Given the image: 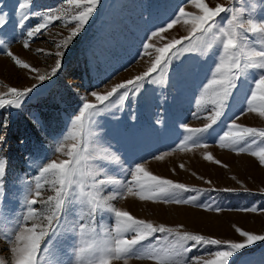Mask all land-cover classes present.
I'll use <instances>...</instances> for the list:
<instances>
[{
    "label": "rangeland",
    "instance_id": "obj_1",
    "mask_svg": "<svg viewBox=\"0 0 264 264\" xmlns=\"http://www.w3.org/2000/svg\"><path fill=\"white\" fill-rule=\"evenodd\" d=\"M207 2L211 7L223 4L244 9L243 18L250 14L264 16V0ZM179 6L200 14L194 5L183 3V0H99L83 31L65 49L57 45L75 26L71 21L75 6L67 5L65 0H31L29 7L35 11L62 9L56 14L63 15V19L49 25L42 34L29 38L27 31L38 23V18L32 17L20 25L18 0H0V15L5 16V24L0 25V92L7 93L8 87L23 89L36 85L20 109H0V157L7 160L0 193V264H14L16 254L11 249L15 246V233L22 225L47 223L44 217L49 214L48 205L41 203L33 206L39 215L34 220H24L28 208L26 201L35 197L38 181L42 188L37 200H47L49 195L55 194L51 184L45 183L52 177L40 179L39 169L50 160L68 159L67 145L77 143V140L65 138L71 128V118L78 114L82 102L96 103L91 96L93 91L104 94L115 84L147 71L158 55L156 48L188 36L191 26L183 22L185 18L172 29L151 36L159 28H166ZM26 39L29 42L27 48L24 47ZM250 39L254 37L250 36ZM206 41H211V37L197 42L200 51L187 52L182 48L181 54L175 56L167 68L163 83L145 82L140 92L129 90V96L123 101L120 100L122 93H117L100 106L86 130L85 140L94 157H110L91 162L92 168L99 173L94 179L119 182L104 188L105 197L123 192L121 185L127 186L131 181L128 172L136 163H143L155 175L191 187L215 189L203 193H179L181 198L198 197L195 203L187 205L140 200L138 196L126 194L109 201L115 207L155 224L183 225L182 230L221 240L241 241L245 238L236 233L235 226L264 234V165L248 152L237 153L221 147L218 137L225 130V123L245 107L246 86L235 93L221 124L202 134L189 132L184 127L202 128L210 122L207 119L209 112L202 109L208 97L205 94L201 100V90L210 78L219 46L213 42L211 48L204 47ZM144 43L153 47L145 50ZM189 43L185 41L184 47ZM8 50L37 71L17 66L7 55ZM57 51H63L64 56L62 68L53 75L51 68L55 67L57 57L54 53ZM39 75L50 78L41 82ZM159 78V73L152 77ZM34 117H38V123ZM236 122L264 128V117L257 113L240 115ZM61 144L65 146L57 152ZM205 153H211L222 163L205 159ZM156 156L162 159H154ZM85 182L91 184L93 181L86 179ZM132 187L133 191L138 190L134 184ZM225 188L234 191H222ZM252 208L256 210H246ZM101 216L102 222H91L86 209L78 203L72 211L62 212L59 221L53 224L54 231L43 244L41 264H76L77 249L82 240L81 224L85 225L84 232L96 239L109 238L114 220L110 213H98L97 221ZM92 228H95L94 233ZM188 255L199 257L200 264L211 258L204 248L193 249ZM243 256L248 264H264V242L251 246ZM112 264H125V261L114 260ZM127 264L155 262L130 257Z\"/></svg>",
    "mask_w": 264,
    "mask_h": 264
},
{
    "label": "snow or ice",
    "instance_id": "obj_2",
    "mask_svg": "<svg viewBox=\"0 0 264 264\" xmlns=\"http://www.w3.org/2000/svg\"><path fill=\"white\" fill-rule=\"evenodd\" d=\"M30 2L31 0H22V2L18 0L21 14L20 25H24L32 17L38 18V23L27 31L29 38L42 34L49 25L63 19V15L56 14L62 12V9L35 11L29 7ZM65 2L67 5L75 6L76 9L75 14L71 16V21L75 26L70 29V34L57 45L58 48L66 49L83 31L99 0H65ZM183 3H191L200 14L186 11L184 6H179L178 12L167 23L166 28H159L152 32L151 36H156L158 32H165L166 29H172L182 18H185L183 22L186 25L191 26L189 35L156 48L158 55L147 71L115 84L110 91L104 94L93 91L91 96L95 98L96 103L83 101L78 114L71 118V128L65 139H74L77 143L67 145L68 159L50 160L39 169L40 179L46 176L52 177L51 180H45V183L51 184L55 194L49 195L47 200H37L36 198L41 196L40 189L42 188V184L38 181L35 197L26 201L28 208L24 220H34L39 212L33 206L41 203L48 205L49 214L44 217L47 223L45 225L32 223L30 226L24 224L15 233V246L11 249L12 253L16 254L14 264H41L40 254L44 250L43 244L54 231V222L59 221L62 212L72 211L77 203L86 209L91 222H102V216L100 221H97L98 213H110L114 225L111 227L112 234L109 238L98 240L90 233H85V225L81 224L82 240L81 246L77 249L79 258L76 264H112L114 260L121 259H124L127 264V259L130 257L146 258L154 261L155 264H189L190 261L200 264L199 257L188 255L197 248H204L211 257L204 259L202 264H248L243 252L259 242H264V234L249 232L238 226H235L236 233L245 239L241 241L221 240L201 233L182 230L183 225L172 227L139 219L129 211L109 203L110 200L131 194L138 196L140 200H159L164 203L187 205L195 203L198 197L188 195L186 198H181L179 193H203L215 189H199L155 175L147 170L143 163H136L134 168L129 169L128 174L131 176V181L127 186L121 185L123 192L117 191L105 197L104 188L109 184L119 182L94 179V176L99 173L92 168L91 162L97 159H110L108 156L94 157L90 152L89 143L85 140L86 130L93 123L97 114L96 110L117 93H122L120 100L123 101L129 96V90L138 93L145 82L163 83L167 68L172 59L181 54V49L187 52L200 51L201 47L197 42L203 41L205 37H211V41H206L204 47L211 48L213 42L219 46L216 61L210 69V78H207V83L201 90V100H204L205 94L208 97L202 104V109L209 112L207 119L210 122L202 128H188L187 125L184 127L189 132L202 134L208 132L213 126L221 124L227 116L230 101L235 93L246 86L245 107L240 109L239 115H234L225 123V130L218 139L221 147L230 148L237 153L248 152L257 158L261 165H264V128L249 127L236 122L240 115L248 112L264 117V16L253 17L250 14L247 18H243L244 9H236L223 4L211 7L207 0H183ZM4 24L5 16L0 15V25ZM250 36L254 39H250ZM185 41H190L186 47H184ZM28 46L29 42L26 39L24 47ZM151 47L153 45L149 43L143 44L145 50ZM38 51L43 50L38 49ZM7 55L17 66L32 72L37 71L10 50L7 51ZM54 55L57 59L55 67L51 68L53 75L62 68L64 52L57 51ZM157 73L160 74L159 80L152 79ZM49 78L47 75L38 76L41 82ZM35 87L36 85L23 89L8 87L7 93L0 92V109L8 107L20 109L24 99ZM34 121L38 123V117H34ZM6 123L5 121V126ZM64 146L61 144L56 151H61ZM154 159L159 160L162 157L156 156ZM205 159L214 160L216 164L222 163L211 153H205ZM180 167L183 168L184 165L181 164ZM6 171L7 160L0 157V193L3 190ZM86 179H92L93 182L88 184L85 182ZM207 183L210 184L211 181ZM133 184L138 189L137 191H133ZM222 191L231 192L234 189L225 188ZM201 206L211 207L210 205ZM246 210L255 211L256 209ZM216 211H219V208ZM91 232L94 233L95 228H92Z\"/></svg>",
    "mask_w": 264,
    "mask_h": 264
}]
</instances>
